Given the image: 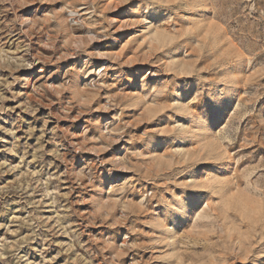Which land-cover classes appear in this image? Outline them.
<instances>
[{
  "label": "rangeland",
  "instance_id": "rangeland-1",
  "mask_svg": "<svg viewBox=\"0 0 264 264\" xmlns=\"http://www.w3.org/2000/svg\"><path fill=\"white\" fill-rule=\"evenodd\" d=\"M0 264H264V0H0Z\"/></svg>",
  "mask_w": 264,
  "mask_h": 264
},
{
  "label": "bare ground",
  "instance_id": "bare-ground-1",
  "mask_svg": "<svg viewBox=\"0 0 264 264\" xmlns=\"http://www.w3.org/2000/svg\"><path fill=\"white\" fill-rule=\"evenodd\" d=\"M152 34L153 35H151V37L154 38V40L156 42H159L160 41V37H161V33L160 32H156V33L152 32ZM184 51H186V49L184 47H181V46L177 47V52L173 56H180ZM132 77L133 76H129L128 77V80H127L128 83L133 81ZM193 137H194V133H193V131H191L189 133L188 142ZM192 151H195V148ZM192 153H194V152H192ZM234 170H235L234 163L232 161H230L229 165L225 169V174L223 176V179L226 180L229 177H231V175L233 174ZM194 201H195L194 198H191L190 200H181L180 204L177 207H175V211H174L175 216L170 218V222L163 226L164 227L163 228V234L165 235V237H169V235L172 233V232H170V230L175 229L176 225H178L183 220V216L188 214V212H189V210L191 208V205H192V203Z\"/></svg>",
  "mask_w": 264,
  "mask_h": 264
}]
</instances>
